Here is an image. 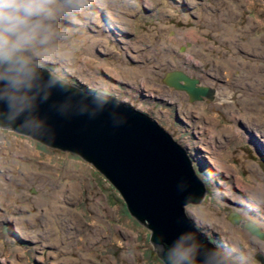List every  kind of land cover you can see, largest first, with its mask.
<instances>
[{"label": "rangeland", "instance_id": "obj_1", "mask_svg": "<svg viewBox=\"0 0 264 264\" xmlns=\"http://www.w3.org/2000/svg\"><path fill=\"white\" fill-rule=\"evenodd\" d=\"M90 4L60 19L61 36L38 61L158 119L190 151L208 186L201 203L187 204L190 217L229 244L226 251L249 253L252 260L239 258L244 264H263L256 253L264 254V239L229 212L264 231V0ZM173 69L214 87L215 98L191 101L167 85ZM150 234L93 163L0 127L4 264H166Z\"/></svg>", "mask_w": 264, "mask_h": 264}, {"label": "water", "instance_id": "obj_2", "mask_svg": "<svg viewBox=\"0 0 264 264\" xmlns=\"http://www.w3.org/2000/svg\"><path fill=\"white\" fill-rule=\"evenodd\" d=\"M45 81L22 92L0 85V127L31 136L42 143L72 151L93 163L120 191L129 212L150 230V240L166 263L180 237H192L195 264H244L196 225L186 210L208 193L206 180L190 151L158 119L118 97L63 79L36 60ZM167 85L186 91L191 101L215 98L216 89L182 69L169 70ZM239 223L242 214H229ZM245 227L264 239L254 221ZM264 264V255L257 256ZM0 264H4L0 258Z\"/></svg>", "mask_w": 264, "mask_h": 264}, {"label": "clouds", "instance_id": "obj_3", "mask_svg": "<svg viewBox=\"0 0 264 264\" xmlns=\"http://www.w3.org/2000/svg\"><path fill=\"white\" fill-rule=\"evenodd\" d=\"M90 0H0V85L31 92L41 85L55 87L38 71L36 60L46 59L57 24L90 8ZM197 247L191 236L173 244L166 264H195Z\"/></svg>", "mask_w": 264, "mask_h": 264}, {"label": "flooded vegetation", "instance_id": "obj_4", "mask_svg": "<svg viewBox=\"0 0 264 264\" xmlns=\"http://www.w3.org/2000/svg\"><path fill=\"white\" fill-rule=\"evenodd\" d=\"M235 211V210H234ZM231 212H233V211H230L229 212V214L231 213ZM243 222H246L247 221V219H245L244 217H243V215H242V219H241ZM259 227L261 228V230H262V227L259 225ZM247 230H248V228H246ZM209 236H210V234H209ZM219 246H221L222 248H226V246H228L229 244H224L223 242L221 243V241H219V240H217V238H215V236H210ZM223 244V245H222ZM231 250V249H230ZM235 251V250H234ZM262 253V252H261ZM258 254L259 253H256V257L258 256ZM263 254V253H262ZM264 255V254H263ZM233 256H234V258H237L238 257V259L239 258H242L243 259V261L245 262L246 260L248 261V259H250V260H252V256L251 255H249V253L247 254V256L246 257H240L239 256V252H235V253H233ZM246 259V260H245ZM246 263V262H245Z\"/></svg>", "mask_w": 264, "mask_h": 264}, {"label": "bare ground", "instance_id": "obj_5", "mask_svg": "<svg viewBox=\"0 0 264 264\" xmlns=\"http://www.w3.org/2000/svg\"><path fill=\"white\" fill-rule=\"evenodd\" d=\"M185 33L186 34H192V36H193V34H194V30L193 29H190V30H187V31H185ZM180 34H182V33H180ZM254 40H256V41H259V40H257V39H254ZM231 62H233L234 64H237V65H239V63L237 62V61H235V60H232L231 59ZM229 72V71H228ZM216 99H218V100H220V101H223L224 100V98H226L225 97V95L224 94H219V93H217V95H216ZM230 97V96H229ZM226 100V99H225ZM252 125V124H251ZM28 152V151H27ZM255 157V159L257 158L256 156H254ZM262 159L264 160V158L262 157ZM216 160V159H215ZM224 164H220V166H223ZM261 166L264 168V161H262V163H261ZM226 167V166H225ZM226 169V168H225ZM85 263V262H84Z\"/></svg>", "mask_w": 264, "mask_h": 264}]
</instances>
